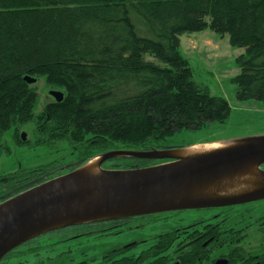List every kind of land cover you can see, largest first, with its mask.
<instances>
[{"label": "trees", "instance_id": "obj_1", "mask_svg": "<svg viewBox=\"0 0 264 264\" xmlns=\"http://www.w3.org/2000/svg\"><path fill=\"white\" fill-rule=\"evenodd\" d=\"M205 30L245 49L236 99L264 102V0H0V158L10 153L3 138L11 128L17 146L61 143L75 158L0 176V203L100 154L179 148L168 143L177 133L223 123L228 103L192 81L179 52L182 35ZM24 77L44 78L62 100L34 114L38 97ZM30 123L34 137L22 141L18 129Z\"/></svg>", "mask_w": 264, "mask_h": 264}, {"label": "water", "instance_id": "obj_2", "mask_svg": "<svg viewBox=\"0 0 264 264\" xmlns=\"http://www.w3.org/2000/svg\"><path fill=\"white\" fill-rule=\"evenodd\" d=\"M32 85L36 79L24 77ZM60 102V91H49ZM25 139V134L21 135ZM226 142L230 147L190 158L171 154L196 145ZM98 158L96 174L84 166ZM116 158L165 162L133 169H105ZM254 163L264 178V137L221 140L167 150L109 151L77 169L24 191L0 203V261L14 248L44 232L62 227L188 208L224 207L264 198V187L250 193L219 199H189L182 191L204 180L228 175ZM176 190V191H175ZM175 192V194H172Z\"/></svg>", "mask_w": 264, "mask_h": 264}, {"label": "flooded vegetation", "instance_id": "obj_3", "mask_svg": "<svg viewBox=\"0 0 264 264\" xmlns=\"http://www.w3.org/2000/svg\"><path fill=\"white\" fill-rule=\"evenodd\" d=\"M23 133L19 132L21 139ZM26 140L25 136L22 141ZM259 168L264 171V165ZM263 204L261 198L232 206L70 225L27 240L0 264H264V209L254 214ZM159 224L169 225L168 230L142 237L145 230ZM130 233L135 237L109 252L93 255L95 250L86 251L90 242L99 245L113 236L123 241Z\"/></svg>", "mask_w": 264, "mask_h": 264}, {"label": "rangeland", "instance_id": "obj_4", "mask_svg": "<svg viewBox=\"0 0 264 264\" xmlns=\"http://www.w3.org/2000/svg\"><path fill=\"white\" fill-rule=\"evenodd\" d=\"M179 52L188 61L192 70V81L200 89L207 90L209 95L226 100L229 105V114L221 124H204L201 129L195 131L183 130L171 137L168 143L171 146L186 147L212 141L264 137V102L236 99V85L233 83V79L239 74L236 58L244 54L245 49L233 47L227 34L219 35L205 30L182 35ZM147 60L158 64V61L152 57L147 56ZM31 88L35 90L38 97L34 114L42 112L46 104L54 101L49 91H60L48 87L44 78L37 79ZM18 131L24 132L27 139L32 140L34 137L32 123L22 126ZM14 132L15 129L11 128L4 134L3 142L10 147V153L0 158V176L13 173L18 169L38 168L60 159L65 164L75 160L68 147L61 143L50 147V149L56 148L55 151L16 146L13 142ZM262 209L264 204L260 209H255L254 214H258ZM202 215L205 217L204 213ZM168 228L169 225H155L152 229L145 230L142 237L153 236ZM134 237L130 233L124 237L123 241H120L118 236H113L102 240L99 245L90 242V247L86 251L91 253L95 250L93 255H101Z\"/></svg>", "mask_w": 264, "mask_h": 264}, {"label": "bare ground", "instance_id": "obj_5", "mask_svg": "<svg viewBox=\"0 0 264 264\" xmlns=\"http://www.w3.org/2000/svg\"><path fill=\"white\" fill-rule=\"evenodd\" d=\"M230 146L226 142L196 145L177 151L171 155L185 159L215 152ZM97 163L98 158L89 161L84 166L83 171L87 174H96L98 172ZM261 187H264V178L256 171L254 163H248L240 166L228 175H223L212 180H204L200 184L182 191L181 194H185L183 196L189 199H219L250 193ZM172 194H175V192Z\"/></svg>", "mask_w": 264, "mask_h": 264}, {"label": "crops", "instance_id": "obj_6", "mask_svg": "<svg viewBox=\"0 0 264 264\" xmlns=\"http://www.w3.org/2000/svg\"><path fill=\"white\" fill-rule=\"evenodd\" d=\"M181 38V37H180Z\"/></svg>", "mask_w": 264, "mask_h": 264}]
</instances>
